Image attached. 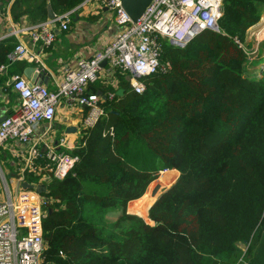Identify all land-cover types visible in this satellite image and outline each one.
Returning <instances> with one entry per match:
<instances>
[{
    "label": "trees",
    "instance_id": "1",
    "mask_svg": "<svg viewBox=\"0 0 264 264\" xmlns=\"http://www.w3.org/2000/svg\"><path fill=\"white\" fill-rule=\"evenodd\" d=\"M34 1L13 0L11 11L21 2L18 13L42 20L46 3L58 14L81 0ZM263 8L222 0L218 30L182 46L164 41L163 68L139 77L141 92L117 71L115 86L88 83L113 95L80 129L72 167L46 184L54 200L41 221L44 264H264V63L248 70L241 45ZM14 45L0 40L10 75L26 65L8 60ZM163 168L178 175L148 206L152 222L126 211Z\"/></svg>",
    "mask_w": 264,
    "mask_h": 264
},
{
    "label": "built area",
    "instance_id": "2",
    "mask_svg": "<svg viewBox=\"0 0 264 264\" xmlns=\"http://www.w3.org/2000/svg\"><path fill=\"white\" fill-rule=\"evenodd\" d=\"M90 1L112 11L119 29L109 43L89 57H76L74 66L65 69L52 89L40 82H30L18 73L9 75L2 84L15 93L17 102L0 119V145L14 140L23 145L25 155L13 179V195L3 182L0 264H44L46 242L41 221L54 200L47 193L46 184L52 178L61 179L77 160L73 152L76 141L72 143L63 134L46 137L45 133L37 132L38 126L53 119L62 99L75 101L80 107L81 127L91 125L103 113L101 97H111L113 91L101 95L88 89V83L98 78L102 60L110 69L123 73L135 92H141L144 84L139 77L163 68L160 55L164 41L182 46L201 29L218 30L222 0H149L134 20L119 0ZM69 11L54 13L21 30L29 34L33 43L48 47L54 40L55 28H67ZM7 58L40 61L37 53L21 43L14 45ZM4 67L0 64V73ZM38 185L44 189L37 191Z\"/></svg>",
    "mask_w": 264,
    "mask_h": 264
},
{
    "label": "crops",
    "instance_id": "3",
    "mask_svg": "<svg viewBox=\"0 0 264 264\" xmlns=\"http://www.w3.org/2000/svg\"><path fill=\"white\" fill-rule=\"evenodd\" d=\"M13 0H0V40L12 37L16 43H21L28 49L38 54L40 61L25 60L26 65L38 66L43 70L45 84L49 89H52L67 67H73L75 58L78 56L89 57L104 45L109 43L117 33L119 27L114 22L111 12L105 6L98 5L94 1L81 0L73 8L69 9V22L66 29L55 28V37L52 44L48 47H41L37 43L30 40L29 34L22 28L40 21V15L37 10L32 14L18 13L19 9L25 8L24 3H19L11 11ZM31 4L34 0H29ZM48 3H46L47 9ZM27 8V7H26ZM25 65V66H26ZM98 81L100 86L110 84L117 85L116 70H112L105 62L99 63ZM0 73V117L8 112L17 102V97L9 87H4L2 84L8 78L6 71ZM9 70V68H8ZM118 72V71H117ZM119 73V72H118ZM5 74V75H3ZM21 74H23L21 72ZM100 92V90H96ZM82 110L75 101H66L62 99L57 105L53 119L47 123H41L37 132L45 133V136L57 137L61 134L65 135L67 140L72 143L77 140L81 127ZM67 126H74V130H66ZM60 132V133H59ZM0 149L4 155H7V175L3 172L0 165L1 182H6L7 179L15 178V171L19 166V160L23 159L25 150L23 145L14 141L6 140L0 145ZM8 185V184H7ZM9 186V185H8ZM138 198V197H137ZM135 198V199H137ZM126 203V211L132 212L129 209L130 202ZM151 203V202H150Z\"/></svg>",
    "mask_w": 264,
    "mask_h": 264
},
{
    "label": "rangeland",
    "instance_id": "4",
    "mask_svg": "<svg viewBox=\"0 0 264 264\" xmlns=\"http://www.w3.org/2000/svg\"><path fill=\"white\" fill-rule=\"evenodd\" d=\"M112 15V11L109 10ZM260 15H264V8L262 9ZM261 16H259L258 20L247 27L245 31V39L244 42L242 41L241 45L245 49L249 63L246 65V68L248 70H251L253 72H257L258 69L261 67V65L264 63V28H263V21H261ZM60 133V132H59ZM9 157L7 155H4L2 153V150L0 149V165L2 167L3 172L7 175V159ZM19 166L22 165L24 162L23 159L19 160ZM18 168L16 169L15 173H17ZM16 175V174H15ZM178 175V170L176 168H165L158 172V175L153 178L149 184L147 185L145 191L138 197L142 198L140 200V204L133 205V201H137L139 199H135L132 202H130L129 209L139 215L141 218H143L147 222H152L148 216H147V209L150 205V202L155 198V196L163 190L167 185H169ZM158 183V187L154 193V195H150V189L154 185V183ZM7 184L9 185V189L11 190L12 195L14 194V185L11 183V179H7ZM5 192L3 188V183L0 179V199L4 198ZM118 210H109L107 213H105V220L106 223H110V221L115 217Z\"/></svg>",
    "mask_w": 264,
    "mask_h": 264
},
{
    "label": "water",
    "instance_id": "5",
    "mask_svg": "<svg viewBox=\"0 0 264 264\" xmlns=\"http://www.w3.org/2000/svg\"><path fill=\"white\" fill-rule=\"evenodd\" d=\"M120 1V5L122 6V8L124 9V11L127 13V15L130 17L131 20H134L137 16H139V14L142 12V10L144 9V7L146 6V4L148 3L149 0H119ZM53 12L50 8L49 5H47V17H52L53 16ZM102 63L104 62V60L101 61ZM43 70H41L39 67H36L34 65H26L23 67L22 69V73L23 75L30 81V82H40V83H45V78L43 76ZM122 92V88L119 87L116 89L115 93L117 94H121ZM4 115H2L0 117V119L3 117ZM66 130H74L75 127L74 126H67L65 128ZM29 186V184L27 183H23V185ZM158 183H154V185L151 187L150 189V195H154L157 187H158ZM44 186L43 185H38L36 190H43ZM158 195V194H157ZM156 195V196H157ZM155 196V197H156ZM154 200V199H153ZM152 200V201H153ZM151 201V202H152Z\"/></svg>",
    "mask_w": 264,
    "mask_h": 264
},
{
    "label": "bare ground",
    "instance_id": "6",
    "mask_svg": "<svg viewBox=\"0 0 264 264\" xmlns=\"http://www.w3.org/2000/svg\"><path fill=\"white\" fill-rule=\"evenodd\" d=\"M261 21H263L262 25H263V28H264V15L261 16ZM141 198H142V196H141ZM141 198H137V199H139V200H137V201H136V200L133 201V202H132L133 205H131V207L133 208L134 205H136V204H140V203H141L140 201H142V200H140Z\"/></svg>",
    "mask_w": 264,
    "mask_h": 264
}]
</instances>
